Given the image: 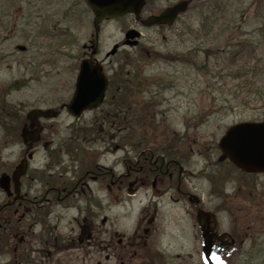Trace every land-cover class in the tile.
Instances as JSON below:
<instances>
[{"label":"rangeland","instance_id":"1","mask_svg":"<svg viewBox=\"0 0 264 264\" xmlns=\"http://www.w3.org/2000/svg\"><path fill=\"white\" fill-rule=\"evenodd\" d=\"M177 1L148 0L143 15L158 14ZM216 3L224 10L218 20L209 17L208 6ZM92 19L83 0H0V175H10L23 158L26 114L54 111L69 101L82 46H95ZM127 29L141 36L124 45ZM243 41L248 42L245 56L235 55ZM20 46L25 52L18 51ZM97 46L112 86L124 79L137 84L133 106L138 110L118 105L111 87L99 109L79 119L63 111L41 123L40 143L28 166L64 171L67 182L74 171L77 175L95 164L119 172L124 157L146 146L160 153L170 149L200 207L214 213L219 232L235 240L226 263L264 264V174L242 176L217 146L229 127L264 120V0H194L170 27L144 28L129 17L103 22ZM125 73L129 76H121ZM141 111L143 120L129 117ZM122 116L126 125L120 123ZM115 194L95 207L87 196L75 198L59 224L63 253H34L33 264H119V259L124 264H199V233L189 204L167 196L160 200L155 231L144 250L136 236L146 225L137 232L147 198L139 192L114 200ZM82 224H95L96 233L77 242ZM119 239L121 247L115 246ZM31 247L35 251L40 245Z\"/></svg>","mask_w":264,"mask_h":264},{"label":"flooded vegetation","instance_id":"2","mask_svg":"<svg viewBox=\"0 0 264 264\" xmlns=\"http://www.w3.org/2000/svg\"><path fill=\"white\" fill-rule=\"evenodd\" d=\"M91 47L82 46L85 51L83 58L90 57ZM95 59L92 58V61L95 62ZM33 152L34 150L28 158L29 162L33 160ZM171 152L169 150L160 153L149 146L140 148L132 157H124L121 160L122 170L119 172L114 171L112 167L95 164L88 170L79 171L77 175L74 171L67 182L64 179V171H53V167L47 165L29 166L21 179L18 193L12 182L8 184L6 191L0 189V264H33L30 256L34 253L44 255L46 252L47 257H58L64 251V239L59 233V224L65 207H69L75 198L82 196H87L95 207L97 203L101 204L102 200L112 199V191L116 192L114 200H119L122 194L129 197L139 192L147 198V205L141 212L137 227L138 232L146 222L142 228L143 235L136 236L137 232L135 233L138 238L137 247L142 244L146 250L147 239L155 231L153 224L160 200L167 196L174 203L188 205L189 195L192 194L191 189L184 184L189 176L185 173L183 165L170 157L173 154ZM188 209L194 213L191 206ZM92 215L90 211V217ZM83 222L85 223V219ZM104 222L105 220L102 224ZM91 225L86 228L82 224L78 242L94 236L97 226ZM118 241L115 246L121 247ZM34 242L40 245L35 251L31 247ZM42 246L46 249L43 250ZM112 246L110 241L109 247ZM132 252L135 253L134 250ZM121 263L123 262L119 259V264ZM38 264L41 262L38 261Z\"/></svg>","mask_w":264,"mask_h":264},{"label":"water","instance_id":"3","mask_svg":"<svg viewBox=\"0 0 264 264\" xmlns=\"http://www.w3.org/2000/svg\"><path fill=\"white\" fill-rule=\"evenodd\" d=\"M192 0L179 2L167 8L158 16H150L141 21L144 27L166 24L171 26L177 16L184 12ZM91 9L94 19L93 28L95 36L98 34V23L103 20H113L124 15H133L139 21V13L145 4V0H84ZM138 33L131 30L127 39H133ZM24 50V48H19ZM95 52L93 51L92 54ZM102 68L98 64L92 66L89 60H83L80 64L79 73L75 83V90L67 104L56 110L33 109L26 114V121L29 127H36L28 131L25 124L21 138L25 145V153H28L33 144L40 141L42 127L39 119H52L58 117L64 108L66 113L73 118H79L82 112L99 107L104 98L107 88V80L101 73ZM218 147L228 161L236 168L247 174L264 173V122L261 123H239L229 127L218 143ZM31 153L28 154V158ZM27 160L22 159L14 168L10 176H0V189L6 191L8 184L13 183L15 191L20 190V179L25 176ZM190 203L195 207L199 200L196 197L189 198ZM195 220L200 234L201 259L203 264H225L222 261L223 253L230 255L235 250V242L227 233L217 234V222L214 214L197 209ZM225 238H230L227 240Z\"/></svg>","mask_w":264,"mask_h":264},{"label":"trees","instance_id":"4","mask_svg":"<svg viewBox=\"0 0 264 264\" xmlns=\"http://www.w3.org/2000/svg\"><path fill=\"white\" fill-rule=\"evenodd\" d=\"M208 8H209V13H210L209 17H212L214 19H217L218 16L222 17V14H224V10L217 3L216 4H210L208 6ZM243 42H244V45L240 49L239 54H238V52H236L235 55L245 56V54H246L245 51H246V48L248 46V42L247 41H243ZM237 74H238V72H237ZM112 87H114L113 89L116 92V96L118 97V102H119L118 105H120V106L122 105V107L125 106L126 110L127 109H131V107H133L134 109L138 110V107L133 106V105L138 104V102L136 101V96H135L136 95L135 91L138 90L137 84L129 83L127 80L124 79L118 84H115V85L113 84ZM131 101H132V103H131ZM142 110H143V108H142ZM113 115L114 116H118V115H116V113H113ZM126 115H127V112H126ZM142 115H143V112L140 113L139 115L136 112H133L132 115L129 114V117L135 116L138 119V121H140V120L144 119V117ZM125 118H126V116H122L121 119H120V121H121L120 123H124L125 124V122H126ZM135 124L136 123L133 124V127H135ZM125 128L126 127L121 129V131H125L126 130ZM160 257L164 258L162 255H160ZM148 264H159V263H156V262L154 263V260H151V262L148 263Z\"/></svg>","mask_w":264,"mask_h":264}]
</instances>
